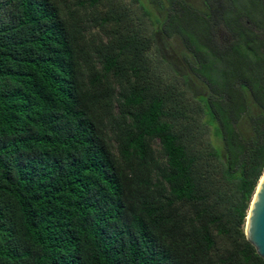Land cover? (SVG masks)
I'll return each mask as SVG.
<instances>
[{
  "label": "trees",
  "instance_id": "trees-1",
  "mask_svg": "<svg viewBox=\"0 0 264 264\" xmlns=\"http://www.w3.org/2000/svg\"><path fill=\"white\" fill-rule=\"evenodd\" d=\"M237 2L0 0V264H264V13Z\"/></svg>",
  "mask_w": 264,
  "mask_h": 264
},
{
  "label": "water",
  "instance_id": "water-1",
  "mask_svg": "<svg viewBox=\"0 0 264 264\" xmlns=\"http://www.w3.org/2000/svg\"><path fill=\"white\" fill-rule=\"evenodd\" d=\"M244 234L257 255L264 260V172L251 199Z\"/></svg>",
  "mask_w": 264,
  "mask_h": 264
},
{
  "label": "rangeland",
  "instance_id": "rangeland-1",
  "mask_svg": "<svg viewBox=\"0 0 264 264\" xmlns=\"http://www.w3.org/2000/svg\"><path fill=\"white\" fill-rule=\"evenodd\" d=\"M126 1H131V0H126ZM193 4L194 6L200 7L201 6V0H186ZM237 2L238 0H234ZM145 5H147V9L151 12V14L158 18L160 15L156 11L155 8H152L151 6L149 7V4H146L144 1ZM235 5H237V9H239L242 13L248 14L250 17H254V19H258L260 17V13H264V0H239V3L237 2ZM220 36V43L226 44L229 42V36L228 34L223 31L222 29L218 32ZM180 52V49L177 46H172L170 50L167 52V55L173 59L174 62L178 63L177 58H178V53ZM177 57V58H176ZM168 58V59H170Z\"/></svg>",
  "mask_w": 264,
  "mask_h": 264
}]
</instances>
